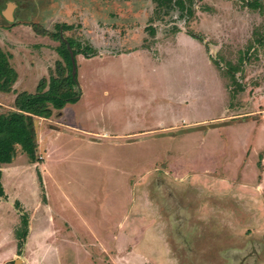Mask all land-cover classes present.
Here are the masks:
<instances>
[{
  "label": "rangeland",
  "instance_id": "374dc122",
  "mask_svg": "<svg viewBox=\"0 0 264 264\" xmlns=\"http://www.w3.org/2000/svg\"><path fill=\"white\" fill-rule=\"evenodd\" d=\"M252 1L0 0L17 74L0 113L60 61V42L36 30L72 22L64 38L137 52L76 56L63 129L35 126L34 157L16 147L1 167L0 264H264V9Z\"/></svg>",
  "mask_w": 264,
  "mask_h": 264
},
{
  "label": "trees",
  "instance_id": "16d2710c",
  "mask_svg": "<svg viewBox=\"0 0 264 264\" xmlns=\"http://www.w3.org/2000/svg\"><path fill=\"white\" fill-rule=\"evenodd\" d=\"M128 1V0H124ZM156 11L173 10L181 4L179 0H151ZM178 4V5H177ZM248 8L263 10L264 0H254ZM193 15L192 10H189ZM72 30V26L58 25L55 33L50 34L45 29L36 32L41 36H50L60 42L55 52L60 61L55 63L50 70L48 80L41 79L36 87V92L28 94L22 92L16 95L11 111L0 113V168L9 164L15 153L16 147L31 158L37 147L35 118H50L54 111H61L67 104H74L79 99V89L76 79L75 57L82 55L89 58L95 55V50L88 44L82 45L72 38H64V31ZM10 54L0 50V94L12 92L17 74L9 63ZM1 178V170H0ZM3 190L0 187V197ZM24 224L27 221L24 218ZM26 233L16 232L17 254L20 255Z\"/></svg>",
  "mask_w": 264,
  "mask_h": 264
},
{
  "label": "crops",
  "instance_id": "0c3cea01",
  "mask_svg": "<svg viewBox=\"0 0 264 264\" xmlns=\"http://www.w3.org/2000/svg\"><path fill=\"white\" fill-rule=\"evenodd\" d=\"M14 8V4H10V5H8V8ZM6 14V16L9 18V20H8V22H11V21H13V18H10L9 17V14H7V13H5ZM72 22H68L67 24L68 25H72L71 24ZM73 27V26H72ZM73 30V29H72ZM84 43V42H83ZM86 44H88V45H90L94 50H95V55L94 56H92V57H89V58H85V59H88V60H90V59H92V58H100V59H106V56H108L109 58H114V57H119V58H125L126 56H128V57H130V56H132V55H134V54H136L137 52L136 51H131V50H128V49H120V50H118V51H101V50H99L98 48H95L94 46H92L89 42H87ZM165 49H167V48H165ZM120 52V53H119ZM57 54V53H56ZM59 57V56H58ZM77 57H79V58H84L82 55H78ZM9 61H10V59H9ZM12 67V66H11ZM13 87V86H12ZM79 88V87H78ZM12 93V92H11ZM16 97V96H15ZM14 102V101H13ZM67 106V105H66ZM65 106V107H66ZM64 107V108H65ZM62 109L61 111H54L53 112V114H52V116L50 117V118H41V117H36L35 118V126H40L41 124V126H43L44 124L46 125V127L47 128H49V129H54V130H56V131H61V129H63V127H61L59 124H66L65 123V115H64V113H65V109ZM61 120H63V121H61ZM72 128L71 129H73V130H76V129H78V130H80V132L82 133V134H86V136H88V140H92L91 138H94V135H91L90 134V132L89 131H87V130H85V129H81V128H78V127H73V126H71ZM36 128V127H35ZM36 140H37V148H39L40 146H41V144H42V140H41V136H40V133H39V130H37V128H36ZM40 149V148H39ZM40 155V154H39ZM42 159L44 160V158H43V155H42ZM2 168H3V165L1 166ZM2 168H0V170L2 171ZM6 194H7V192H6ZM3 198V197H2ZM5 199V198H4ZM6 200H8V197L6 198ZM20 203H21V201H20ZM22 204V203H21ZM44 203H42V205H43ZM41 205V204H40ZM44 206H46V204H44ZM33 227V225H30L29 226V229L30 230H32L31 228ZM13 229V228H12ZM89 230H92L91 228H88ZM95 232H97V231H95ZM94 232V233H95ZM97 234V233H96ZM101 235V234H100ZM102 237H104L105 235H101ZM23 243H24V241H23ZM22 247H23V245H22ZM25 248V247H24ZM24 248L22 249V252L21 253H23V251H24ZM20 253V254H21Z\"/></svg>",
  "mask_w": 264,
  "mask_h": 264
}]
</instances>
